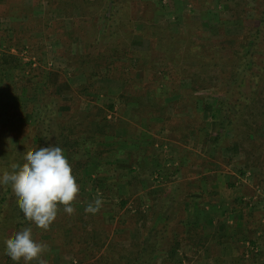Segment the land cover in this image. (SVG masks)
<instances>
[{"label":"rangeland","instance_id":"rangeland-1","mask_svg":"<svg viewBox=\"0 0 264 264\" xmlns=\"http://www.w3.org/2000/svg\"><path fill=\"white\" fill-rule=\"evenodd\" d=\"M25 1L30 3L27 7H20V18L11 21L9 27H0V61L4 53L15 55L16 61L13 67H0V90L9 84L7 90L0 91V194L4 189L3 178L10 168V158L22 139H28V142L23 141L27 145L23 158L31 154L30 144L34 145L39 134L33 121L39 115L46 94L44 88L40 89V84L45 87L43 84L46 82L47 87L50 86L47 93L59 99L57 111L60 114L57 115L61 124L66 122L62 114L81 115V120L74 118L79 121L74 126L78 137L84 132L81 130L85 128L88 110L100 107L108 118L116 120L115 115L120 112L117 105L121 92L149 94L152 100L144 106L146 114L143 115L146 120H151L150 112L153 118H157V121H152L155 130L159 129L162 135L172 138H185L193 130L196 138L203 139L202 154H199L203 172L207 166L215 169L216 163L228 166L229 172L234 168L237 173L230 172V176L236 181L231 182L234 187H240L243 194L239 207L248 210L255 205L253 202L259 200L264 210V79L256 86L253 102H242L236 106L237 94L230 100L233 123L217 146L205 142L207 133L215 132L214 119L218 118V111L213 106L215 94L212 93L226 89L211 76L216 56L205 44L219 41L227 47L239 42L248 30L254 0H0V13L9 2L26 5ZM28 26L40 33L39 36L32 39L26 34L21 35ZM49 34L59 41L57 53L73 68L45 69L40 66L46 49L41 43ZM24 40L27 45L21 49L14 50V46L9 45V42ZM30 46L40 49L39 55L36 53L39 58L29 52ZM259 48L263 54L256 57L264 61V40ZM52 54L53 60L61 61ZM35 60L40 62L36 64L39 69L32 65ZM28 62L30 67H27ZM233 64L232 59H221L218 66L228 72ZM25 72L28 73L24 75ZM88 77L89 81L95 80V87L91 85L88 90H83ZM33 78L40 81H31ZM22 82L30 84V93L38 88L37 92L43 97L32 94L19 98L15 94L16 85ZM121 83L122 88L116 93V87ZM109 87L113 89L111 93ZM96 93L115 100L95 103L89 98ZM109 103L115 105L114 110H109ZM28 111H31V116H21ZM117 126L109 129L106 136L92 134L94 142L77 147L76 154L69 155L63 149L72 170L79 172V177L75 176L80 191L72 202L75 210L68 213L60 205L47 230L24 217L11 188L0 209V264L11 262L7 259L6 242L25 227H31L34 240L48 245L42 254L46 264L200 263L199 256H186L183 250L186 246L194 253L196 246L183 239L179 244L182 233L190 230L186 225L188 194L196 186L201 187L200 181H178L175 177H167L165 182L168 184L165 185L162 178L158 180L159 175L153 174L154 171H142L143 178L147 174L152 178L147 186L160 182L164 186L159 197L153 195L150 198L155 209L144 210L138 204L140 189L136 193L130 192L136 197H124L115 183L105 176H99L96 171L88 176L82 171L81 167L91 156L101 155L102 162L107 156L115 160L125 158L127 153L117 146ZM99 137L102 141H98ZM204 158L208 159L207 164ZM21 161L18 160V166ZM108 167L103 163L101 168L107 170ZM117 168L120 171L121 168ZM97 196L102 197V207L95 213L86 211L87 205ZM173 196L177 199L173 200ZM252 212L257 214L254 210ZM261 239L264 249V236ZM246 246L244 254L253 256L250 262L254 264L255 259L261 257L258 256L259 250L252 251L250 242ZM176 252L177 255L182 252L184 256H176ZM20 263L25 264L23 260ZM29 264H39V260L34 259Z\"/></svg>","mask_w":264,"mask_h":264},{"label":"crops","instance_id":"crops-1","mask_svg":"<svg viewBox=\"0 0 264 264\" xmlns=\"http://www.w3.org/2000/svg\"><path fill=\"white\" fill-rule=\"evenodd\" d=\"M25 2L26 5L9 2L7 8L0 13V22H2L0 27H9L11 21L20 18V7H27V4L30 3V1ZM30 27L28 26L24 31L25 33L22 32L21 35L25 36L26 34L27 37L32 39L38 37L40 33ZM26 42V40L14 42L12 44L13 49L23 48L24 45H27ZM41 44L46 46V49L43 50L45 56L42 55L43 60L41 59L42 65L40 66L42 68H62L63 70L73 68L69 65V62H66L64 57L57 53L59 41L55 36L52 34L47 35ZM63 49L66 51L67 47H63ZM29 52L38 57L36 55H39L40 49H32L30 46ZM51 54L56 55L61 61L53 60ZM34 56H32V59H34ZM39 63L35 60L32 65L36 66ZM121 88L122 83L116 87V93ZM40 89H43L41 84ZM37 90L34 88L33 94L38 98L42 97V93L37 92ZM112 91L113 89L109 87V92ZM65 97H69V95H65ZM92 97L89 99H92L95 103H102L107 100L114 102L115 100L98 93ZM25 101L27 100L24 99ZM135 105V102H130L125 109L115 115V118L119 121L116 129L117 146L124 150L128 156L121 158V161L117 160V165L116 163L111 164L108 170L97 169V171L99 170V176L103 175V177L105 176L106 179L115 183L118 192L124 197L130 195L136 197L138 195V204L144 210L155 209V204H152L150 198L153 195L156 198L159 197L162 187L164 188L162 182L165 185L168 184L165 182L167 177H175L178 181L181 179L190 182L200 181L201 187L197 188L196 186L191 190L187 201L186 225H189L190 230H195V232L186 230L182 233L179 242L181 245L182 239L189 241V244L195 245L197 250L193 253L185 246L183 249L184 254L186 256H199V264H248L247 259L244 257L248 255L244 254V249L247 250L246 243L249 242V238H256V248L259 250L258 256L261 257L259 260L256 258L254 264H264V249L261 243V238L264 236V210L261 209L263 206L258 200L253 202L255 205L249 207L248 210L238 208L237 202L242 199L243 194L239 190L240 187H234L231 181L236 180L230 176V172L236 174L237 170L232 168V171L229 172L228 166L222 167L224 164L220 166L216 163L215 169L207 166V168H204L206 171L203 172L201 162H199L203 139L196 138L193 130H190L185 138H183L184 136L172 138L168 135H162L159 129L155 130V123L152 122L157 121V118L151 117V120H146L145 115H138L136 111L132 110ZM126 157H129L128 160ZM203 160L206 164L208 163V159L204 158ZM99 162H102L100 157L95 156L92 158L87 170L88 176L96 171ZM117 167L121 168L120 171ZM123 168L126 173H124ZM146 169L150 173L154 171L153 174L159 175L158 180L162 178L163 181L147 186L146 183L152 180L151 176L147 174L145 179L140 181V178H143L141 172ZM168 173L170 174L168 175ZM132 191L139 192L136 195L130 193ZM250 196L247 195V197ZM148 197L149 202H147ZM252 210L257 214L255 215ZM176 250L179 249L176 248ZM175 254L176 256H184L182 252L179 255H177V252Z\"/></svg>","mask_w":264,"mask_h":264},{"label":"trees","instance_id":"trees-1","mask_svg":"<svg viewBox=\"0 0 264 264\" xmlns=\"http://www.w3.org/2000/svg\"><path fill=\"white\" fill-rule=\"evenodd\" d=\"M254 2L255 3L252 4L251 6L253 9V15L252 18L248 20L249 21L248 22L249 26L247 27L248 30L245 31V34L241 37L239 42H236V44H228L227 47L223 46L224 44L220 43L219 41L207 42L205 44V47H209L210 50L216 56V59L212 64L211 76H213L214 79H218L220 84H222V86L224 84L226 88L223 92L212 93V95L215 94L214 95L215 104L213 106L218 111V118L214 119L216 122L215 132L213 134L207 133V137L205 141L206 144L209 143L210 145L217 146L219 140L221 138L222 139L224 138V132H226L229 126L233 123V117L231 114V112L233 113V111L231 110L230 108L231 105L229 103H231L230 100L233 99L235 94H237L235 98L236 106H239V104H242V102L247 104L253 102L255 100V95L257 91L256 86L260 81L264 79V61L262 59L259 60L256 57L258 54L261 55L263 54V51L260 50L259 46L262 44V41L264 40V0H254ZM11 44H13V42H9V45ZM232 55L234 56V58L232 57ZM14 57L15 55L4 53L1 59L2 61H0V67L1 66H4L3 68L7 66L13 67V65L16 64ZM221 59L233 60L234 64L228 72H226L224 69H220V66H218L221 63ZM202 60L203 57L201 55L200 61ZM28 65L27 67H30V62H28ZM33 67L37 69L40 68V66L37 67L33 66ZM27 73L28 72H25L24 75H26ZM87 79L88 80L83 86V90L85 89L88 90V88L91 87V85L92 87L93 86L95 87V85L93 84L95 80L89 81V77ZM33 80L34 82L40 81V79L37 78L36 79L33 78L31 81ZM45 83L43 84V86L44 85L46 86L43 88L45 89L44 92L46 91V94H44V98L42 99V105L40 108L39 115L36 116V119L34 121L32 120L34 122L33 123L34 127H37L39 134L34 139V145L30 144L32 146L31 153L34 152L40 146L55 144V145H59L62 149L65 150V153L69 155L76 154L77 147L80 146L81 148L83 145L87 144L88 142H94L92 139L93 138L92 134L104 135V136L109 135L108 130L113 129L116 124L118 125L119 123L118 119L112 120L108 118L106 116V112L102 108L96 106V108H92L87 111V116H85L86 120H84L85 128L81 130L84 132H81L80 137H78V135H75L76 130L74 126H77L79 124V121L74 120V118L78 119L79 117L80 118L79 120H81L82 119L81 115H78L77 117V116H73L72 114H69V112L67 114H63L64 120H66V122L64 124H61V122H59L58 120V115H57L59 114L57 111L59 99L57 96L53 95L55 96L53 97L49 93H47L50 86L47 87V84ZM29 87L30 84L28 86L27 83L22 82L20 85H16L15 94H17L18 97L19 96L29 97V95L33 94L29 92ZM227 87L229 88L227 89ZM8 88H9V84L6 83V85H3L0 91L7 90ZM98 88L100 91L103 90L100 87ZM118 98H120L117 105L119 107L118 111H122L127 103L135 102L136 105L133 107L132 110H134V112L136 111L138 115H142L146 112V108H144V106L146 107L147 104L152 100V97L149 96V94L133 95L127 92H121L118 95ZM107 106L109 110L115 109V105H113V103H109ZM140 107H142L143 109L141 110ZM30 112L31 111H28L27 113L24 112L21 114V116L22 117L31 116ZM148 116L153 117L152 113L150 112H148ZM100 138L101 137L97 138L98 141H102L100 140ZM23 141L28 142V139L26 138L22 139L21 143L14 150V153L10 158V163H9L10 168H8L9 171L7 172L8 174H6V176L9 174H14L13 169L15 167H18L17 164L19 159L22 160L21 161L22 163L20 164L19 167L24 166L27 162V157L30 154L25 158H23L24 150L25 147L27 146L26 144H24ZM98 157H101V155H98ZM105 159L106 160L104 162L98 163L96 172H99V170L97 171V169L105 171L104 168L103 169L101 168L103 163L104 166L108 164V166L110 167L111 164H114L117 161L115 160L116 158L115 159L112 157L110 158V156H107V158ZM91 161H92V156L88 160V162H85L81 167L82 171L83 172L85 171L86 175H87L88 166ZM109 167L107 168V170L109 169ZM76 173L77 172L73 170V174L76 176L78 175L77 177H79V172L77 174ZM142 179L140 178V180ZM230 185L232 184L230 183ZM11 188L12 187L10 185L8 186L4 185V189L0 194V209L4 201L7 199V194L10 193ZM172 199L175 200L177 198L176 196H173ZM124 203L125 200L122 201V204ZM237 203H238L237 205L238 208H240L239 204H242V200L240 199V201H238ZM190 231L195 232V230H189L188 232ZM142 241H145V239H143ZM249 242L254 247L257 245L255 238H250ZM143 247H145L144 244L142 245V251H143ZM248 252L251 253L250 250ZM245 257L247 259L246 260L247 263L251 264L250 261H252L253 256H245ZM7 259H10L11 262L7 261L5 264H21L20 261L12 262L13 260L9 256H7ZM136 259H138V257Z\"/></svg>","mask_w":264,"mask_h":264},{"label":"clouds","instance_id":"clouds-1","mask_svg":"<svg viewBox=\"0 0 264 264\" xmlns=\"http://www.w3.org/2000/svg\"><path fill=\"white\" fill-rule=\"evenodd\" d=\"M14 174L3 178V184L10 185L19 202L24 217L37 227L47 230L54 221L59 206L72 213L73 201L80 191L71 164L59 145L48 144L38 147L27 157L22 167L13 169ZM102 207V197L97 196L89 203L86 211L95 213ZM7 255L16 262L29 264L34 259L46 264L42 254L48 245L33 239L31 227L16 232L7 242Z\"/></svg>","mask_w":264,"mask_h":264},{"label":"built area","instance_id":"built-area-1","mask_svg":"<svg viewBox=\"0 0 264 264\" xmlns=\"http://www.w3.org/2000/svg\"><path fill=\"white\" fill-rule=\"evenodd\" d=\"M250 248L252 249V251H256L257 250V248L254 247V246H250Z\"/></svg>","mask_w":264,"mask_h":264}]
</instances>
